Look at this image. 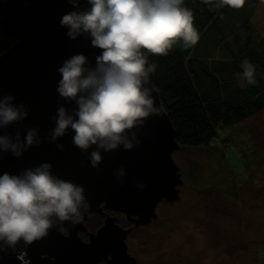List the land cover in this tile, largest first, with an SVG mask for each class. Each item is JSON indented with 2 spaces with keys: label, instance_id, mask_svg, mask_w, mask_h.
Masks as SVG:
<instances>
[{
  "label": "water",
  "instance_id": "obj_1",
  "mask_svg": "<svg viewBox=\"0 0 264 264\" xmlns=\"http://www.w3.org/2000/svg\"><path fill=\"white\" fill-rule=\"evenodd\" d=\"M3 7L1 30L13 43L0 53V98L12 95V103H23L27 115L0 127V135L7 134L15 142L19 133L21 143L29 129H35V136L19 157L0 148V174L22 175L26 169L49 163L51 174L82 186L85 199L75 223L53 217L52 227L40 240L25 244L21 239L13 246L0 240V264H21L23 260L24 264H139L127 251L131 228L122 227L107 211L124 214L134 226L148 224L156 217L157 204L176 201L183 184L172 157L179 144L153 86L152 72L146 86L157 112L125 130L131 148L120 143L106 151L93 144L82 150L74 145L70 127L53 140L57 109L63 106L71 112L76 108L74 100L61 97L56 90L61 75L58 68L78 53L94 67L101 50L91 46L86 33L75 39L67 36L60 18L68 11L80 10L70 0H5ZM94 150L101 155L96 167L91 164ZM95 213L103 217V223L83 241L78 233L85 230L88 214ZM19 253L24 254L22 260Z\"/></svg>",
  "mask_w": 264,
  "mask_h": 264
},
{
  "label": "clouds",
  "instance_id": "obj_2",
  "mask_svg": "<svg viewBox=\"0 0 264 264\" xmlns=\"http://www.w3.org/2000/svg\"><path fill=\"white\" fill-rule=\"evenodd\" d=\"M264 2V0H262ZM76 5L77 0H70ZM86 10H71L59 23L67 28V36L75 39L87 34L90 44L100 49L95 66L87 57L74 54L58 68L61 74L57 92L74 100L76 108L66 112L57 109L51 138L62 136L69 127L74 130L72 141L80 149L90 145L104 150L115 149L123 143L132 147L125 130L142 124L150 113H156L149 82L155 64L148 55H167L178 42L184 48L197 44L200 34L193 23V12L185 0H87ZM206 5L239 9L245 0H202ZM239 68L241 82L256 83L255 66L243 59ZM10 94L0 98V127L23 119L24 104L18 106ZM135 137V133H132ZM35 129H29L23 143L0 135V148L11 150L19 157L22 149L34 143ZM58 147H62L58 145ZM101 160L98 150L91 152V164ZM51 165L43 163L22 175L0 174V240L9 246L21 239L31 244L48 234L53 217L60 221L80 218L84 201L83 187L60 179L50 172ZM123 170L121 169V172ZM86 207V205H85Z\"/></svg>",
  "mask_w": 264,
  "mask_h": 264
},
{
  "label": "rangeland",
  "instance_id": "obj_3",
  "mask_svg": "<svg viewBox=\"0 0 264 264\" xmlns=\"http://www.w3.org/2000/svg\"><path fill=\"white\" fill-rule=\"evenodd\" d=\"M255 11L263 36L262 0ZM209 146L172 153L179 198L159 202L156 217L126 239L140 264H264V109L218 128ZM110 214L124 226V214ZM100 222L94 215L89 226Z\"/></svg>",
  "mask_w": 264,
  "mask_h": 264
},
{
  "label": "trees",
  "instance_id": "obj_4",
  "mask_svg": "<svg viewBox=\"0 0 264 264\" xmlns=\"http://www.w3.org/2000/svg\"><path fill=\"white\" fill-rule=\"evenodd\" d=\"M4 1L0 0V19ZM258 2L245 0L235 9L185 0L200 34L197 44L184 48L178 42L167 55H148V62L156 66L153 86L174 127L178 150L208 149L218 128L264 109V34L254 26ZM76 4L80 10L90 7L87 0ZM12 43L0 25V53ZM245 58L256 68L252 85L241 82L239 64Z\"/></svg>",
  "mask_w": 264,
  "mask_h": 264
},
{
  "label": "flooded vegetation",
  "instance_id": "obj_5",
  "mask_svg": "<svg viewBox=\"0 0 264 264\" xmlns=\"http://www.w3.org/2000/svg\"><path fill=\"white\" fill-rule=\"evenodd\" d=\"M107 212L109 214L112 213L111 211H107ZM119 214H122V213H119ZM94 215L100 216L97 213H95V214H88V218L83 222V224L85 226V230L84 231H79V233H78L79 236H80V238L83 241H88V239H89L88 234L91 233V232H95L96 229L98 227H100L102 225V223H103V217L100 216L101 222L99 224H97L94 228L90 227L89 226V222H90L92 216H94ZM117 222H118V220H117ZM139 226H143V225L134 226V223L132 221L126 219V223H124V226H122V227H124V228H131V230L129 232V234H130L132 232V230L134 229V227L136 228V227H139ZM64 233H65V231H64ZM129 234L127 235V237L129 236ZM127 237H126V239H127ZM102 264H106V263L104 261H102Z\"/></svg>",
  "mask_w": 264,
  "mask_h": 264
},
{
  "label": "bare ground",
  "instance_id": "obj_6",
  "mask_svg": "<svg viewBox=\"0 0 264 264\" xmlns=\"http://www.w3.org/2000/svg\"><path fill=\"white\" fill-rule=\"evenodd\" d=\"M155 213H156V211H155ZM155 218V217H154ZM18 256H19V258H20V260H22V258L24 257V254L23 253H19L18 254ZM136 259V258H135ZM137 261V260H136ZM24 262H25V260H24ZM138 262V261H137ZM139 263V262H138ZM21 264H23V261H22V263ZM140 264V263H139Z\"/></svg>",
  "mask_w": 264,
  "mask_h": 264
},
{
  "label": "built area",
  "instance_id": "obj_7",
  "mask_svg": "<svg viewBox=\"0 0 264 264\" xmlns=\"http://www.w3.org/2000/svg\"><path fill=\"white\" fill-rule=\"evenodd\" d=\"M23 259V258H22ZM23 264H24V260H23Z\"/></svg>",
  "mask_w": 264,
  "mask_h": 264
}]
</instances>
